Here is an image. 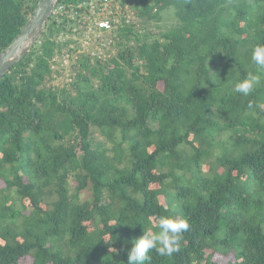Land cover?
<instances>
[{
	"label": "trees",
	"instance_id": "1",
	"mask_svg": "<svg viewBox=\"0 0 264 264\" xmlns=\"http://www.w3.org/2000/svg\"><path fill=\"white\" fill-rule=\"evenodd\" d=\"M108 1L97 45L101 1L59 0L0 77V264H127L164 216L189 228L150 264H264V0ZM38 2L0 0V53Z\"/></svg>",
	"mask_w": 264,
	"mask_h": 264
},
{
	"label": "clouds",
	"instance_id": "2",
	"mask_svg": "<svg viewBox=\"0 0 264 264\" xmlns=\"http://www.w3.org/2000/svg\"><path fill=\"white\" fill-rule=\"evenodd\" d=\"M251 60L258 67L264 68V44H256L251 51ZM256 83L253 75H248L234 85L236 93L249 94ZM158 232L144 230L139 238L132 241L128 251L127 264H150L149 253L154 249L160 256H171L178 251L181 233L189 228L186 220H177L173 216H164L159 219Z\"/></svg>",
	"mask_w": 264,
	"mask_h": 264
},
{
	"label": "water",
	"instance_id": "3",
	"mask_svg": "<svg viewBox=\"0 0 264 264\" xmlns=\"http://www.w3.org/2000/svg\"><path fill=\"white\" fill-rule=\"evenodd\" d=\"M59 0H39L13 42L0 53V77L9 71L30 51L42 35L52 10Z\"/></svg>",
	"mask_w": 264,
	"mask_h": 264
},
{
	"label": "built area",
	"instance_id": "4",
	"mask_svg": "<svg viewBox=\"0 0 264 264\" xmlns=\"http://www.w3.org/2000/svg\"><path fill=\"white\" fill-rule=\"evenodd\" d=\"M102 5L98 9V12L96 13L94 9H96V5L94 2L89 3L90 5V11L92 14L95 16H88L85 17L84 22L81 23V26H79L80 30H83V36H90L91 34L96 36L97 38L101 36V30H110L112 25L111 21L107 16V12L109 13L112 9L109 6V1L108 0H100ZM65 8L60 5L57 6L55 5L54 9L51 12L50 16H58L62 12H64ZM76 14V13H74ZM78 14V13H77ZM76 15H73L74 19L77 17ZM74 32H77L78 30L76 28L73 29Z\"/></svg>",
	"mask_w": 264,
	"mask_h": 264
},
{
	"label": "rangeland",
	"instance_id": "5",
	"mask_svg": "<svg viewBox=\"0 0 264 264\" xmlns=\"http://www.w3.org/2000/svg\"><path fill=\"white\" fill-rule=\"evenodd\" d=\"M173 23H175V20L172 18V16L166 15L165 18H164V21L161 22L160 26H161L162 29H165L166 27H168L169 25H171ZM90 38H91L92 42L95 41V43H93V44L97 45L95 37L90 36ZM83 43L86 44L85 41ZM88 44H90V43L88 42ZM0 186H2L1 182H0ZM87 196H88V194L84 193L82 195V198H84V197L86 198ZM213 259L215 261H221V262H225L226 260H233V258L231 256H228L226 259H224L223 257L217 256V255H215L213 257ZM22 264H31V259L29 258V259L25 260V263H22Z\"/></svg>",
	"mask_w": 264,
	"mask_h": 264
}]
</instances>
